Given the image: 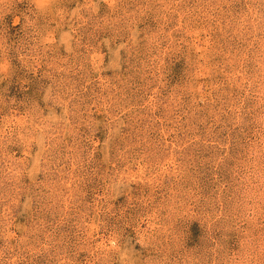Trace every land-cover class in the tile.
Returning <instances> with one entry per match:
<instances>
[{
  "label": "rangeland",
  "instance_id": "rangeland-1",
  "mask_svg": "<svg viewBox=\"0 0 264 264\" xmlns=\"http://www.w3.org/2000/svg\"><path fill=\"white\" fill-rule=\"evenodd\" d=\"M0 264H264V0H0Z\"/></svg>",
  "mask_w": 264,
  "mask_h": 264
}]
</instances>
